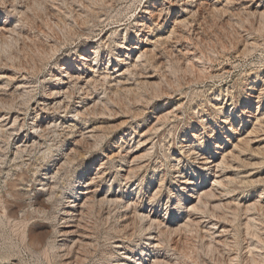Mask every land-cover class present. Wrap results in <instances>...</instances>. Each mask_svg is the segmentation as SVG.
<instances>
[{"label":"rangeland","instance_id":"rangeland-1","mask_svg":"<svg viewBox=\"0 0 264 264\" xmlns=\"http://www.w3.org/2000/svg\"><path fill=\"white\" fill-rule=\"evenodd\" d=\"M263 118L264 0H0V264H264Z\"/></svg>","mask_w":264,"mask_h":264},{"label":"bare ground","instance_id":"bare-ground-1","mask_svg":"<svg viewBox=\"0 0 264 264\" xmlns=\"http://www.w3.org/2000/svg\"><path fill=\"white\" fill-rule=\"evenodd\" d=\"M204 3V2H203ZM142 24V23H141ZM143 25V24H142ZM141 26V25H140ZM144 26V25H143ZM145 55L146 54H142L141 56H140V58H144L145 57ZM138 61V60H137ZM108 79V78H107ZM80 115V117L82 116V115H84L82 112H78V115L77 116H79ZM164 119V118H163ZM262 120V119H261ZM263 120H264V118H263ZM261 123V122H260ZM203 159V165H204V167H205V169H207L208 170V168L209 169H211V164H212V166L215 164L214 163V161H211V160H209V158L208 157H203L202 158ZM216 167H217V165H215ZM214 166V167H215ZM212 169H213V167H212ZM100 173H102V172H100ZM99 175V174H98ZM188 183V182H187ZM190 183H191V181H190ZM193 183V182H192ZM216 183H219V184H221L222 182L219 180V181H216ZM221 185H223V184H221ZM216 187V186H215ZM214 189V188H213ZM186 190H187V188H186ZM213 191V190H212ZM211 193V192H210ZM209 193H208V191L205 193V196H208L209 197V195H208ZM84 195V194H83ZM212 195H213V192H212ZM202 196V195H201ZM263 196V195H262ZM261 196V197H262ZM192 197V196H191ZM204 197V196H203ZM211 197V196H210ZM87 198V197H86ZM79 199V198H78ZM88 200H89V198H88ZM201 200V199H200ZM199 200V201H200ZM79 201V200H78ZM85 202H87V199H86V201H84V203ZM87 204V203H86ZM79 205V204H78ZM83 205H85V204H83ZM82 205V206H83ZM77 205L75 204L73 207H76ZM81 209V208H80ZM82 210V209H81ZM75 212H77V210L76 209H73V210H71V211H68V216H74V215H76L75 214ZM79 214H81V212L79 213ZM138 214V213H137ZM144 214V213H143ZM141 216V215H140ZM76 217V216H75ZM147 219H148V216L146 217ZM73 220H74V218H72ZM76 219V218H75ZM149 220V219H148ZM151 221V220H150ZM191 221V220H190ZM189 222V221H188ZM192 224V223H191ZM188 225H190V224H188ZM198 225V224H197ZM153 226V225H152ZM152 226H151V228H149V229H152ZM215 226V225H214ZM150 227V226H149ZM148 230V229H147ZM162 231V230H161ZM166 232V231H165ZM163 233V232H162ZM161 234V233H160ZM157 246H159V245H157ZM156 246V247H157ZM118 247H120L119 245H118ZM117 247V248H118ZM155 255V254H154ZM158 257V256H157ZM156 258V257H155ZM155 261H156V259H155ZM158 262V261H157ZM154 264H156V262H154ZM157 264H159V263H157Z\"/></svg>","mask_w":264,"mask_h":264}]
</instances>
